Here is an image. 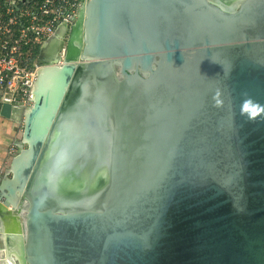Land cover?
<instances>
[{
    "label": "water",
    "instance_id": "1",
    "mask_svg": "<svg viewBox=\"0 0 264 264\" xmlns=\"http://www.w3.org/2000/svg\"><path fill=\"white\" fill-rule=\"evenodd\" d=\"M65 53L25 264H264V0H87Z\"/></svg>",
    "mask_w": 264,
    "mask_h": 264
},
{
    "label": "built area",
    "instance_id": "2",
    "mask_svg": "<svg viewBox=\"0 0 264 264\" xmlns=\"http://www.w3.org/2000/svg\"><path fill=\"white\" fill-rule=\"evenodd\" d=\"M87 0H0V110L4 104L28 107L42 51L60 38L65 46ZM53 44V43H52Z\"/></svg>",
    "mask_w": 264,
    "mask_h": 264
},
{
    "label": "bare ground",
    "instance_id": "3",
    "mask_svg": "<svg viewBox=\"0 0 264 264\" xmlns=\"http://www.w3.org/2000/svg\"><path fill=\"white\" fill-rule=\"evenodd\" d=\"M65 42V41H64ZM80 43V40H79ZM78 44V42H77ZM79 45V44H78ZM80 59L79 56H73L67 55L66 53L59 57H52L49 58L46 64H44L43 67L39 69V73L37 75L36 85L33 89V97L31 100V103L28 105V107H18L15 108L14 112L12 113V116H14L17 110V113H21L23 115V121L24 124L28 125V121L33 119H36V121H39V130L35 131V127L33 124L28 125L27 132H22V143L24 144V147L22 146L20 148V151L15 157H13L9 170H7V174H12L13 180H5L4 186L7 183L11 185V187H6L9 190L14 189H21L20 180L22 179L23 170L28 167V165L32 162V160L35 158V143H38L40 138L46 135L48 128L50 126V122L53 119L54 112V106L55 109L57 108V105L59 104V99L54 104H43L40 108L39 114L37 113L34 116L32 115V109L35 108L37 105V102H41L42 100L46 98L48 93H50L49 90L52 92L54 91L55 87L58 84V90L60 85L65 88L67 82L64 81L63 75L66 72V81L70 77L71 73L73 72V65H75L76 62H78ZM64 81V82H63ZM64 93V92H63ZM22 117H20L21 119ZM29 132L31 134H29ZM16 178L14 179V177ZM20 179V180H19ZM12 181V182H11ZM21 191V190H19ZM13 192V191H12ZM21 213H17L16 216H12L10 218V221H7L4 225V238L6 241V244L8 242V236L9 231H14L12 234L16 238V251L11 253L13 263L16 260L18 264H25L23 255L21 253V248L24 240V230H23V223L20 220ZM8 245V244H7ZM11 260V259H10ZM10 262V261H9ZM12 263V262H11Z\"/></svg>",
    "mask_w": 264,
    "mask_h": 264
},
{
    "label": "rangeland",
    "instance_id": "4",
    "mask_svg": "<svg viewBox=\"0 0 264 264\" xmlns=\"http://www.w3.org/2000/svg\"><path fill=\"white\" fill-rule=\"evenodd\" d=\"M23 119L21 113H17V116H12L10 119L0 116V264H18L16 260L13 263L10 257L11 253L17 249L16 238L12 235L14 231H9L7 245L4 238V225L12 216L20 213L18 211L20 191L14 189L15 191L11 192L6 188L11 185L6 183L4 186V181L13 178L11 173L7 174V170L13 157L19 153L22 146L24 147L21 139L25 126ZM18 216L22 221L21 215Z\"/></svg>",
    "mask_w": 264,
    "mask_h": 264
},
{
    "label": "flooded vegetation",
    "instance_id": "5",
    "mask_svg": "<svg viewBox=\"0 0 264 264\" xmlns=\"http://www.w3.org/2000/svg\"><path fill=\"white\" fill-rule=\"evenodd\" d=\"M65 44H66V40H62L60 38H57V40L53 42L54 47L52 48V51H55L56 49L60 48L61 46H65ZM15 113L16 114L14 116H17V110L15 111Z\"/></svg>",
    "mask_w": 264,
    "mask_h": 264
},
{
    "label": "clouds",
    "instance_id": "6",
    "mask_svg": "<svg viewBox=\"0 0 264 264\" xmlns=\"http://www.w3.org/2000/svg\"><path fill=\"white\" fill-rule=\"evenodd\" d=\"M248 103L249 102H246L245 103L244 108H243L244 111H247L248 110ZM252 115H255V113H252Z\"/></svg>",
    "mask_w": 264,
    "mask_h": 264
}]
</instances>
